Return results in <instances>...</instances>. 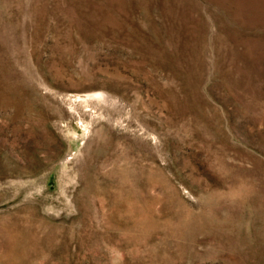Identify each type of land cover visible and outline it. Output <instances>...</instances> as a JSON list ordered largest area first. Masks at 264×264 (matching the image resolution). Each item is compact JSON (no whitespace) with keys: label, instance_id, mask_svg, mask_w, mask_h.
I'll list each match as a JSON object with an SVG mask.
<instances>
[{"label":"rangeland","instance_id":"1","mask_svg":"<svg viewBox=\"0 0 264 264\" xmlns=\"http://www.w3.org/2000/svg\"><path fill=\"white\" fill-rule=\"evenodd\" d=\"M0 264H264V0H0Z\"/></svg>","mask_w":264,"mask_h":264},{"label":"bare ground","instance_id":"2","mask_svg":"<svg viewBox=\"0 0 264 264\" xmlns=\"http://www.w3.org/2000/svg\"><path fill=\"white\" fill-rule=\"evenodd\" d=\"M90 97H92V96H90Z\"/></svg>","mask_w":264,"mask_h":264}]
</instances>
